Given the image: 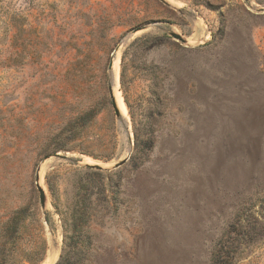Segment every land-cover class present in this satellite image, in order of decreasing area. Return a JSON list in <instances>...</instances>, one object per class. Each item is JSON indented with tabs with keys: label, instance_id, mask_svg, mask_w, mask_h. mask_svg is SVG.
Instances as JSON below:
<instances>
[{
	"label": "rangeland",
	"instance_id": "374dc122",
	"mask_svg": "<svg viewBox=\"0 0 264 264\" xmlns=\"http://www.w3.org/2000/svg\"><path fill=\"white\" fill-rule=\"evenodd\" d=\"M89 202L62 264H209L264 217V0H0V264H56Z\"/></svg>",
	"mask_w": 264,
	"mask_h": 264
},
{
	"label": "trees",
	"instance_id": "16d2710c",
	"mask_svg": "<svg viewBox=\"0 0 264 264\" xmlns=\"http://www.w3.org/2000/svg\"><path fill=\"white\" fill-rule=\"evenodd\" d=\"M134 135L135 143L132 155L136 154L138 151L135 130ZM96 208V205H93L91 202L76 205L73 207V213L70 219L63 218L65 249L63 248L56 264H62L66 248L71 247L73 253L80 255L83 249L91 245V238L87 237L85 232L89 230L90 222L93 221L92 217L95 216V212L97 211ZM236 226L244 227L239 219L236 221ZM263 230L264 217L261 218V220L256 218L255 223L249 227L248 230L243 231L244 235L238 236L236 233L234 236L232 233L233 231H225L223 233V237L225 238H219V242L215 243L211 248L209 264H236L241 259V256H243L245 245L250 243L249 239H253V236L260 234ZM246 234H251L248 239Z\"/></svg>",
	"mask_w": 264,
	"mask_h": 264
},
{
	"label": "water",
	"instance_id": "95a60500",
	"mask_svg": "<svg viewBox=\"0 0 264 264\" xmlns=\"http://www.w3.org/2000/svg\"><path fill=\"white\" fill-rule=\"evenodd\" d=\"M246 1H247V0H246ZM174 36H175L176 38H178V39L180 38L179 35H177V34H174ZM180 39H181V38H180ZM111 65H112V60H111L110 63H109V67H111ZM111 96H112V90H111ZM112 101H113V107L115 108L116 112L119 114V111H118V109H117L116 106H115L113 96H112ZM119 124H120V126H121L122 132H123L124 134H126V133H127L126 123H125V120H124L122 117H120V119H119ZM56 158H57V159H64V160L69 161V162H72V163L75 162V159H74V158H65V157L63 158L62 156H56ZM120 164H121V163H117V166L120 165ZM43 195H44V193H43V191L40 189V190H39V197H40V199L43 198ZM55 250H56V246H55L54 243H52V244H51V247H50V254H49V256H52V255L54 254Z\"/></svg>",
	"mask_w": 264,
	"mask_h": 264
},
{
	"label": "bare ground",
	"instance_id": "6f19581e",
	"mask_svg": "<svg viewBox=\"0 0 264 264\" xmlns=\"http://www.w3.org/2000/svg\"><path fill=\"white\" fill-rule=\"evenodd\" d=\"M112 66V65H111ZM111 68V67H110ZM112 96H113V93H112ZM113 99H114V97H113ZM114 103H115V99H114ZM115 106H116V103H115ZM118 106H119V108H123V103H122V101L120 100V99H118ZM117 108V107H116ZM44 165V164H43Z\"/></svg>",
	"mask_w": 264,
	"mask_h": 264
}]
</instances>
